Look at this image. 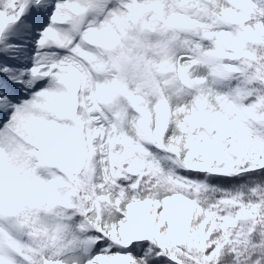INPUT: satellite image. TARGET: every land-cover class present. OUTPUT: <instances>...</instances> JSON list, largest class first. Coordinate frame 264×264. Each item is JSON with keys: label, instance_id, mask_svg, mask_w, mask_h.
<instances>
[{"label": "snow or ice", "instance_id": "obj_1", "mask_svg": "<svg viewBox=\"0 0 264 264\" xmlns=\"http://www.w3.org/2000/svg\"><path fill=\"white\" fill-rule=\"evenodd\" d=\"M0 264H264V0H0Z\"/></svg>", "mask_w": 264, "mask_h": 264}]
</instances>
